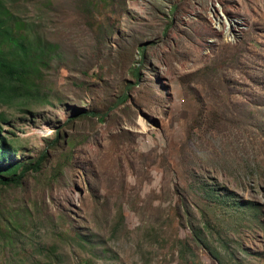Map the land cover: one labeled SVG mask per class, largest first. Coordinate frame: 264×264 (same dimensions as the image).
Here are the masks:
<instances>
[{
  "label": "rangeland",
  "instance_id": "374dc122",
  "mask_svg": "<svg viewBox=\"0 0 264 264\" xmlns=\"http://www.w3.org/2000/svg\"><path fill=\"white\" fill-rule=\"evenodd\" d=\"M3 1L0 264H264V0Z\"/></svg>",
  "mask_w": 264,
  "mask_h": 264
},
{
  "label": "trees",
  "instance_id": "16d2710c",
  "mask_svg": "<svg viewBox=\"0 0 264 264\" xmlns=\"http://www.w3.org/2000/svg\"><path fill=\"white\" fill-rule=\"evenodd\" d=\"M25 20L15 15L0 0V103L10 104L20 98L29 99V95L38 93L36 87H31L28 82L27 69L32 64L25 62H11L5 55L6 49L17 48L27 53L29 46L23 28ZM6 46V48H4ZM42 51V50H41ZM27 59L23 56L21 60ZM6 121L0 112V185H17L27 169V164L14 159L16 148L10 140L1 134V124ZM56 138V137H55ZM12 160V161H10ZM38 163V162H37ZM36 165V164H35Z\"/></svg>",
  "mask_w": 264,
  "mask_h": 264
}]
</instances>
